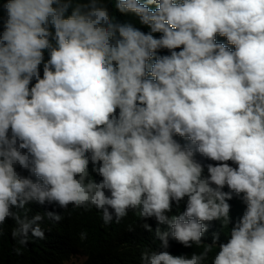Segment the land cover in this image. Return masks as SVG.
<instances>
[{
  "label": "clouds",
  "instance_id": "obj_1",
  "mask_svg": "<svg viewBox=\"0 0 264 264\" xmlns=\"http://www.w3.org/2000/svg\"><path fill=\"white\" fill-rule=\"evenodd\" d=\"M73 211L136 219L134 264H264V0L0 3V226Z\"/></svg>",
  "mask_w": 264,
  "mask_h": 264
},
{
  "label": "trees",
  "instance_id": "obj_2",
  "mask_svg": "<svg viewBox=\"0 0 264 264\" xmlns=\"http://www.w3.org/2000/svg\"><path fill=\"white\" fill-rule=\"evenodd\" d=\"M203 162L214 163L207 160ZM244 209L245 205L235 204L231 216L234 219L239 217ZM70 216L51 232L45 244L38 245L34 240L33 247L23 248L20 254L13 251L17 246L11 237L14 223L7 220L0 226V231L3 232L0 238V264H62L70 256L84 257V264H134L139 246L127 235L129 225L139 224L136 219L129 218L126 225L105 231L91 214L73 211ZM219 229L220 227L217 231ZM81 233L85 235L83 241L80 240ZM221 236L223 241L224 237ZM150 243V237H144L141 248Z\"/></svg>",
  "mask_w": 264,
  "mask_h": 264
},
{
  "label": "rangeland",
  "instance_id": "obj_3",
  "mask_svg": "<svg viewBox=\"0 0 264 264\" xmlns=\"http://www.w3.org/2000/svg\"><path fill=\"white\" fill-rule=\"evenodd\" d=\"M75 260L78 262V264H84V262H85V259L82 257L75 258Z\"/></svg>",
  "mask_w": 264,
  "mask_h": 264
},
{
  "label": "bare ground",
  "instance_id": "obj_4",
  "mask_svg": "<svg viewBox=\"0 0 264 264\" xmlns=\"http://www.w3.org/2000/svg\"><path fill=\"white\" fill-rule=\"evenodd\" d=\"M47 240H48V238H47ZM38 245H39V243H38Z\"/></svg>",
  "mask_w": 264,
  "mask_h": 264
}]
</instances>
